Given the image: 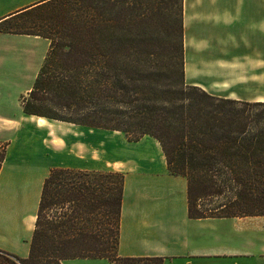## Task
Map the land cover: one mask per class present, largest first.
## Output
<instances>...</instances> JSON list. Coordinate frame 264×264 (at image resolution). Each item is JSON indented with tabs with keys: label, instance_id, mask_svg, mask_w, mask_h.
Masks as SVG:
<instances>
[{
	"label": "trees",
	"instance_id": "trees-1",
	"mask_svg": "<svg viewBox=\"0 0 264 264\" xmlns=\"http://www.w3.org/2000/svg\"><path fill=\"white\" fill-rule=\"evenodd\" d=\"M0 33L50 44L25 115L154 138L169 173L187 180L191 220L264 217V103L187 84L183 0H46ZM5 156L0 145V171ZM123 190L121 173L51 170L29 257L0 250V264H163L118 256Z\"/></svg>",
	"mask_w": 264,
	"mask_h": 264
},
{
	"label": "crops",
	"instance_id": "crops-1",
	"mask_svg": "<svg viewBox=\"0 0 264 264\" xmlns=\"http://www.w3.org/2000/svg\"><path fill=\"white\" fill-rule=\"evenodd\" d=\"M44 1L0 0V23ZM183 29L188 85L218 97L264 103V0H183ZM190 33L227 34L217 49L230 50L214 58L210 49L198 47L200 69L192 80L186 48ZM49 46L39 37L0 33V145H6L0 250L29 257L51 170L108 171L124 175L119 257L163 259V264H264V217L191 220L187 180L169 173L154 138L132 143L119 132L23 113L21 99L31 90Z\"/></svg>",
	"mask_w": 264,
	"mask_h": 264
},
{
	"label": "rangeland",
	"instance_id": "rangeland-1",
	"mask_svg": "<svg viewBox=\"0 0 264 264\" xmlns=\"http://www.w3.org/2000/svg\"><path fill=\"white\" fill-rule=\"evenodd\" d=\"M16 23H19L17 30H28L31 29V26L27 25L25 28L22 27V23H24L23 20H18ZM187 36L188 41L190 42L187 51V56H188V65L191 67L190 70V76L191 80L196 77V71L197 69H200V51L197 50L198 47H201L202 49L207 47L206 49H210V54H212V57L216 58L217 56L219 57L220 54H226L229 55V49L227 47L222 49H217L218 48V43L223 42L225 40V37L227 34H217V35H210V34H200V33H190ZM185 39V38H184ZM185 44V43H184ZM185 48V45H184ZM209 55V54H207ZM186 70V67H185ZM30 76V75H29ZM200 76V75H199ZM227 79V78H226ZM187 82V81H186ZM224 90H229V86L225 84V87H223ZM237 93H246V90L243 89H237ZM212 95H215L216 93H211ZM216 96V95H215ZM224 98V97H220ZM243 101V100H240ZM246 102V101H245ZM94 134L92 135V137ZM94 139V137H93ZM108 172V171H106ZM102 172V173H106ZM142 264H159L158 262H150V263H142Z\"/></svg>",
	"mask_w": 264,
	"mask_h": 264
}]
</instances>
